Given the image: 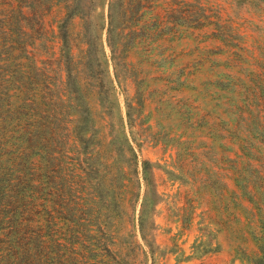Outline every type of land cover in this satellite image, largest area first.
Masks as SVG:
<instances>
[{
    "label": "rangeland",
    "instance_id": "1",
    "mask_svg": "<svg viewBox=\"0 0 264 264\" xmlns=\"http://www.w3.org/2000/svg\"><path fill=\"white\" fill-rule=\"evenodd\" d=\"M7 1L0 0V10H6ZM46 1L51 13L40 57L47 64L46 85L61 91L75 89L79 97L74 102L64 96L63 111L57 115L50 106L30 108L26 120L24 135L30 138L27 155L32 164L28 172L35 176L34 188L22 194L35 199L49 193L54 199V193H61L62 200L74 201L65 212L59 210L75 222L71 226L64 220L54 228L55 241L49 245L59 254L52 253L45 264H154L152 253L155 264H247L242 262L241 250L246 258L255 247L247 230L233 220L238 210L231 194L241 191L226 177L235 178L226 168L233 165L227 159L238 160L242 145L258 144L251 139V130L264 131L254 127L264 115V95L252 100L261 107L248 113L254 104L248 97L254 88L251 79L264 86L263 79L250 75H264V12L234 0L141 4V11L130 21L136 32L126 41L127 66L118 68L116 75L107 29L101 28L109 10L105 0ZM14 3L18 40L26 26L19 10L27 13L24 6L32 4ZM194 5L208 9L206 14L214 15L210 20L231 32L229 46L209 40L215 25L193 30ZM65 18L70 24L64 23ZM164 21L168 23L160 27ZM58 24L70 32L65 47L57 35ZM210 49L220 50L210 56ZM232 51L241 55V67L232 66L237 64ZM14 54L17 63L29 58L19 49ZM20 90L28 94L27 87ZM39 95L38 90L30 92L36 105L42 101ZM58 116L64 120L62 129L51 133ZM122 118L138 154L140 188L133 171L135 160L130 153L118 151L117 141L125 143ZM130 118L136 126L132 130ZM26 146L24 139L17 143L21 149ZM144 161L152 167L149 184L142 175ZM0 162L6 166L9 157ZM46 169L47 178L38 181ZM146 194L150 202L147 241L139 225ZM76 229L79 243L57 239Z\"/></svg>",
    "mask_w": 264,
    "mask_h": 264
},
{
    "label": "trees",
    "instance_id": "2",
    "mask_svg": "<svg viewBox=\"0 0 264 264\" xmlns=\"http://www.w3.org/2000/svg\"><path fill=\"white\" fill-rule=\"evenodd\" d=\"M12 1H7L9 4L6 5V10H0V159L4 156L9 157V163L6 166H2L0 162V264H45L49 261L52 253L59 254L58 251L55 252L54 247H50L49 245L51 241H55L53 240L54 228L64 220L69 221L71 226L75 222V220L63 216L59 210L61 209L65 212L74 201L68 200V198L62 200L61 193H54V199L48 197L49 193H42L35 199H32L29 195L28 198L26 194H22L34 188L32 177L35 176L28 172L32 164L29 162L27 155V150L30 148V138H26L24 135L28 125L26 120H28L30 108L38 106L45 109L47 106H50L57 115V113L59 114L63 111L64 96L77 102L79 94L75 89L61 91L51 89L46 85L48 70L45 66L47 64L40 57L44 51L43 36L46 34V18L51 13L49 12L51 9L46 4L47 1L27 0L28 4H32L31 6H24L29 11L26 13L24 9L19 10L21 15L19 17H21L23 23H26V26H23L22 37L18 40L16 38L17 10L15 3L11 4ZM161 1L163 0H105V4L109 6V10L107 16L104 17L103 27L101 28L103 30L107 29L108 43L113 52L112 59L115 63L116 75H118V68H121L123 65L127 66L130 49L126 41L128 38H132L136 32V30L134 31V26L130 25L132 17L141 11V4H171L167 1L160 3ZM234 1L237 4H248L250 7H257V9L264 12V0ZM196 2L197 0H193L191 4H197ZM115 4H119L117 13H115ZM132 4L139 5L133 6ZM202 10L204 11L203 13ZM192 12L195 17L192 25L193 30H202L215 25L216 28L210 32L209 40L218 41L224 47L229 46L228 43L233 39V36L228 34L231 32H228L224 25L211 21L210 19L214 15L208 16V9H202L200 6L194 5ZM63 21L65 24H70L66 18ZM167 23L164 21L159 25L162 27ZM58 27L59 33L57 35L59 41L62 47H65L68 43L70 32L67 26L58 24ZM127 31L129 32L127 33ZM235 47L233 46L232 48L234 49ZM18 49L27 53V56H29V58L27 57L28 60L17 63L18 59H16L14 52ZM237 49H240L239 46ZM70 51L69 48V54ZM215 51L210 49L208 53L212 56ZM236 51L231 52V55L236 57L232 60L237 63L232 66L241 67L243 63H238L241 55L239 54V56L238 51ZM250 75L264 80V75L262 74ZM249 79L250 77L248 76ZM251 83L254 88L253 91L248 93V97H250L249 101L254 104H250V109L248 110L250 115L253 114V107H261L260 104H255L252 100L264 95L262 83L253 79H251ZM23 86L27 87L28 94L20 90ZM112 89L115 91L114 86ZM35 90L40 92L39 97L42 100L38 105L30 98V92ZM64 92L66 95H64ZM69 92L71 96H68L67 93ZM20 93H23V95ZM15 97L19 98L20 101H14ZM87 99L88 96L86 97L84 94L83 100L86 102ZM260 119L262 121H259L254 127L264 128V115L260 116ZM63 122L62 118L56 117L50 127L51 133H53L54 128L62 129ZM121 126L124 132L123 142L125 143L122 144V142L117 141L118 151L130 153L135 160L133 171L140 188L141 179L138 154L132 144V140L128 136L127 126L123 118L121 119ZM135 127L130 118L129 128L132 130ZM250 134H252L251 139L257 140L258 144L256 145L251 142L252 147L250 148L242 145L236 153L238 157L237 161L227 159L233 165L228 166L226 170L228 172L232 171L235 178L229 175H226V177L233 180L241 191L238 194L236 192H232L231 194L235 196V209L238 210L232 215L233 220L239 227L247 230L245 233L250 236L255 247L252 255H246V258H244V252L241 250L243 254L242 262H247V264H264V131L261 134H256L251 130ZM23 139L27 143V146L21 149L17 147V143ZM132 139L137 143L138 147L141 146V143L134 137ZM55 144L58 145L57 143ZM7 147L10 149H7ZM142 165L143 178L146 184H149V177L152 172L151 163L144 161ZM92 167L93 165L90 164L88 168L90 172L93 170ZM52 172H54L53 169ZM47 176L46 169V174L37 179L38 181H43ZM72 176L75 177L77 174L73 172ZM140 198L141 193L138 194L137 202H139ZM37 199H40L39 201L42 202L38 203ZM238 199L246 201L248 205H243ZM49 202L51 206L49 205V209H45L44 205L46 203L49 204ZM16 203L18 205H15ZM148 204L150 202L146 194L143 198L139 215L141 235L146 241L148 235L145 223L150 213L147 209ZM41 208L44 209L40 210ZM227 213L229 217L228 208ZM43 220L46 224L42 222ZM78 235L80 233L76 229L71 230L68 234L58 236L57 239L73 242L76 240L79 243ZM152 255L153 263L155 264V254L152 253Z\"/></svg>",
    "mask_w": 264,
    "mask_h": 264
}]
</instances>
